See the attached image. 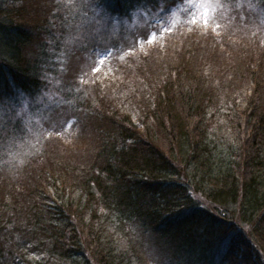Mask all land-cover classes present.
I'll return each instance as SVG.
<instances>
[{"label":"trees","instance_id":"obj_1","mask_svg":"<svg viewBox=\"0 0 264 264\" xmlns=\"http://www.w3.org/2000/svg\"><path fill=\"white\" fill-rule=\"evenodd\" d=\"M164 1L0 0V264L264 261V38L90 34Z\"/></svg>","mask_w":264,"mask_h":264},{"label":"rangeland","instance_id":"obj_2","mask_svg":"<svg viewBox=\"0 0 264 264\" xmlns=\"http://www.w3.org/2000/svg\"><path fill=\"white\" fill-rule=\"evenodd\" d=\"M70 1L72 2V0ZM166 7L167 9L165 10ZM168 7L173 8L168 10ZM151 10L149 8L139 9L129 15L128 18L121 17L118 20L116 18L111 20L103 18V21L92 19L94 21H92L90 26V34L91 32H100V35L116 36L121 29L137 26L135 30L137 33L135 34L137 36L136 43L140 46L145 44L146 46L150 44L156 45L160 41L158 39H162L160 36L166 40L170 35H175L178 38L181 35L185 41L183 36L190 32L192 36L199 38V41L211 43L212 46L214 44L212 41L216 40L214 38L219 31H224V36L222 37L229 36L239 40L246 39V41L249 39V43H253L254 39L256 41L258 39L256 36L260 37L261 35L262 39L264 38V4L259 3L258 0H207V3H205V0H168L164 1L159 8L160 11L153 12ZM153 16L161 17L160 23L167 25V27L165 29L155 28L156 30L146 36V22L149 19L155 20L156 18H152ZM205 22H207L206 26ZM153 25H156V22L155 24L153 22ZM199 33L205 35L204 39L203 36H195V34L199 35ZM148 38H154L155 42L148 43ZM259 43L263 46L262 41ZM254 44L258 45V42ZM78 66L83 67L80 63H78ZM98 67H101V64H98ZM89 77V74H81L76 78V81L88 79ZM50 97L51 95L48 99ZM51 101L53 100H47L46 103ZM55 102L53 101L52 103ZM228 239L226 238L224 241L226 242ZM224 241L220 242L218 252L221 251L222 246L225 244ZM216 258H214L213 264H216ZM260 264H264V261Z\"/></svg>","mask_w":264,"mask_h":264},{"label":"snow or ice","instance_id":"obj_3","mask_svg":"<svg viewBox=\"0 0 264 264\" xmlns=\"http://www.w3.org/2000/svg\"><path fill=\"white\" fill-rule=\"evenodd\" d=\"M205 3H207V0H205ZM203 6V5H202ZM193 23H195V21H193ZM207 25V22H205V26ZM154 42V38H148V43H153ZM93 72H98L99 69L98 68H93L92 69ZM3 126H0V132H3Z\"/></svg>","mask_w":264,"mask_h":264}]
</instances>
